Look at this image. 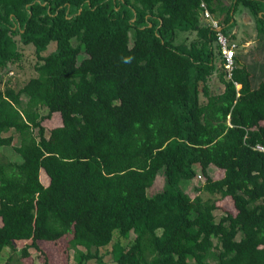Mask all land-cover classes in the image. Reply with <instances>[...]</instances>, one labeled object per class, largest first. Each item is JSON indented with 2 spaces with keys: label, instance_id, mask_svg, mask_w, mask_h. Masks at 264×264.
I'll use <instances>...</instances> for the list:
<instances>
[{
  "label": "trees",
  "instance_id": "1",
  "mask_svg": "<svg viewBox=\"0 0 264 264\" xmlns=\"http://www.w3.org/2000/svg\"><path fill=\"white\" fill-rule=\"evenodd\" d=\"M202 2L230 38L239 5L264 33V0H0V68L37 57V75L0 89V148L18 135L23 158L0 153V257L26 241L33 264L71 234L70 264H102L135 230L117 264H264V74L255 86L236 53L226 77ZM198 168L192 197L181 183ZM226 197L238 212L218 218Z\"/></svg>",
  "mask_w": 264,
  "mask_h": 264
},
{
  "label": "rangeland",
  "instance_id": "2",
  "mask_svg": "<svg viewBox=\"0 0 264 264\" xmlns=\"http://www.w3.org/2000/svg\"><path fill=\"white\" fill-rule=\"evenodd\" d=\"M231 1V0H229ZM246 8L243 5H239L238 9L235 14L236 23L235 25L230 26V30L237 36L238 39L237 42L239 43V49L241 51V54L244 57L245 63L248 66V68L253 65L254 62H259L261 65L264 66V33L261 31H258L255 24L256 19L253 18L254 23H248L245 21V18L243 17V13L245 12ZM224 27L225 25L222 24ZM236 29L235 31H233ZM247 31H244V30ZM247 33L255 34L256 36L253 37H246ZM227 36V35H226ZM229 36H227L228 38ZM259 38V40L255 41V38ZM246 40H252L253 42L251 44H247ZM56 48V43L52 42L49 46L48 50L45 51L48 52L49 50H53ZM24 57L21 61L12 63L8 68H0V89H5L7 86H13L17 89L22 87L31 77L34 75H37V71L35 68L37 57L35 54V50L33 47H25L24 49ZM218 63V62H217ZM264 74V72H263ZM258 75H262V69L261 72H258L253 77V84L255 86L258 85L260 82V79H258ZM213 86L212 91L217 92L220 91L223 87L220 86L221 82L219 81L218 77H216L213 80ZM240 87V85H238ZM46 112V110H44ZM45 125L49 127H55L62 124V118L61 114L59 112L54 113L53 117L51 119L46 120ZM13 133V131H11ZM21 139L16 135L15 141L12 146H4L0 148L1 155H5L7 158H9L12 161H22V156L16 152L14 146L20 144ZM198 175L194 177L192 180L182 181L181 186L184 188V190L189 193L192 197H195L200 192L197 189V186L201 185L204 181V175L202 176L201 168H198ZM210 175L214 178H220L223 175L222 170L218 169L217 167L213 166L210 168ZM46 176L43 175V180L45 181ZM164 185V176L158 175L157 179L153 185V188L150 189L151 192H156L157 190L161 189ZM206 197L208 195H205ZM218 206L220 207L217 210V216L220 218V215L224 211H232L233 213H237V209L234 205V201L231 197H226L224 199H221L217 202ZM136 231L132 230L130 232V238L128 239H121L119 234L116 232L114 241L109 244L106 247L100 248V255L103 258L102 264H117L114 259V253H113V247L114 243L118 241H122L123 244H128L134 237H135ZM71 238V234L66 235L62 239L58 240L54 244H45L43 245V249L36 250L34 248L31 249L34 257V263L33 264H70L71 262L75 263L74 256L75 251L68 249V241ZM26 241L20 242L16 241V245L18 249L15 251L8 249L7 247L4 249L1 257H0V264H3L4 261L8 257H12V264H22L25 263L24 260L21 262L19 261L18 257L21 258L20 249L24 246ZM85 250V248H81ZM88 264H99L96 260L90 261Z\"/></svg>",
  "mask_w": 264,
  "mask_h": 264
},
{
  "label": "built area",
  "instance_id": "3",
  "mask_svg": "<svg viewBox=\"0 0 264 264\" xmlns=\"http://www.w3.org/2000/svg\"><path fill=\"white\" fill-rule=\"evenodd\" d=\"M202 6L204 8L202 11L203 18H205L207 21H210L212 28L218 31L217 38L220 45V50L222 52V57L225 59L224 66L226 70V77L228 79H232L233 70L235 68V56L237 53L238 42L230 37L227 38L226 34L221 31L222 26L220 25V22L214 18L212 12L209 10L205 2H202ZM261 149H263V147H261Z\"/></svg>",
  "mask_w": 264,
  "mask_h": 264
},
{
  "label": "crops",
  "instance_id": "4",
  "mask_svg": "<svg viewBox=\"0 0 264 264\" xmlns=\"http://www.w3.org/2000/svg\"><path fill=\"white\" fill-rule=\"evenodd\" d=\"M243 17L245 18V21L246 22H248V23H254L253 22V17H252V15L249 13V11L246 9L245 10V12L243 13ZM255 26H256V28H257V25L255 24ZM236 29H234L233 31H235ZM258 30V29H257ZM244 31H247L246 29L244 30ZM236 32V31H235ZM234 32V33H235ZM253 36H256L257 37V35H255V34H250V33H247V36L246 37H253ZM256 37H254L255 38V41L256 40H259V38H256ZM234 38L235 39H238L237 38V36H236V34H234ZM253 41L252 40H246V43L247 44H251ZM237 55H238V64L240 65H242V64H246L245 63V60H244V57H243V55L241 54V51H240V49L238 48V51H237ZM264 57V56H263ZM240 65V66H241ZM247 68H248V66H247ZM261 69H262V75H258V79H262L263 78V72H264V66L263 65H261V63H260V61L259 62H254L253 63V65H251V67L250 68H248V70L250 71V73H251V77H252V81H253V77H254V75L255 74H257L258 72H261ZM260 79V80H261Z\"/></svg>",
  "mask_w": 264,
  "mask_h": 264
},
{
  "label": "clouds",
  "instance_id": "5",
  "mask_svg": "<svg viewBox=\"0 0 264 264\" xmlns=\"http://www.w3.org/2000/svg\"><path fill=\"white\" fill-rule=\"evenodd\" d=\"M235 60H236V59H235ZM237 84L240 85L239 83H237ZM237 84H236V85H237ZM238 85H237V87H238ZM239 88H240V87H238V89H239ZM239 95H240V94H239Z\"/></svg>",
  "mask_w": 264,
  "mask_h": 264
}]
</instances>
